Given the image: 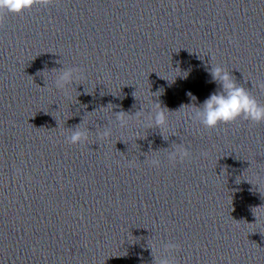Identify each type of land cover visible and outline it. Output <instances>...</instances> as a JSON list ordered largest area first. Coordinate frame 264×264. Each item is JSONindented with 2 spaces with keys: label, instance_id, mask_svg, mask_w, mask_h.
<instances>
[{
  "label": "clouds",
  "instance_id": "obj_1",
  "mask_svg": "<svg viewBox=\"0 0 264 264\" xmlns=\"http://www.w3.org/2000/svg\"><path fill=\"white\" fill-rule=\"evenodd\" d=\"M55 2L56 0H0V25L3 24L5 14H21L25 10H31L34 6L48 7ZM207 71L211 76L210 82L217 84L218 88L213 91L201 105H190L194 111L188 114L189 119L199 121L208 129L216 128L220 124L233 123L241 118L254 123L264 122V105L258 102L248 88L239 84L226 67L212 64L211 68L207 69ZM52 72L57 73L54 81L55 88L63 91L65 95H68L69 86L74 83L77 84V81L85 78L84 70L80 67L63 66L60 69H53ZM258 86L264 91V82H260ZM187 95L191 100L196 101L197 98L191 92L187 93ZM133 96L136 98L135 92ZM154 104L155 108L147 114L146 120L149 122V128L155 127L160 130L167 127L168 113L173 111H170L167 107H162L159 102H155ZM109 105L112 104L109 103L107 107ZM184 106L185 105H182L181 108ZM114 115L115 120L118 122V126L120 128H125L128 126L129 120L132 117L140 121L141 117L144 116V112L140 110L133 114L131 112L119 111L114 113ZM83 124L84 121L70 129V135L66 136L68 143L83 144L88 140L90 131L88 128L83 127ZM97 134L100 137L108 138L112 134V129L109 126H105L103 130ZM191 155L189 149L182 143H174L171 146V150L167 152V159L171 163L183 162L186 159L190 160ZM202 155H206V153H202ZM149 163L151 166L159 167L161 161L157 158H153ZM17 174H20L19 169L17 170ZM236 182L239 183L240 179L237 178ZM258 186L260 187V185ZM155 247V244L151 247L152 254ZM163 247L165 252L171 254L172 251L179 248V245L169 242ZM154 264H175V261L174 259L166 257L161 258L159 256H154Z\"/></svg>",
  "mask_w": 264,
  "mask_h": 264
}]
</instances>
